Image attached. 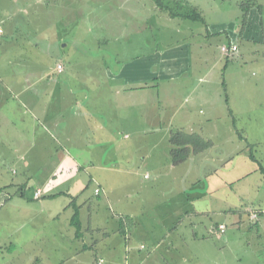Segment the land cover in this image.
<instances>
[{
	"label": "crops",
	"instance_id": "obj_1",
	"mask_svg": "<svg viewBox=\"0 0 264 264\" xmlns=\"http://www.w3.org/2000/svg\"><path fill=\"white\" fill-rule=\"evenodd\" d=\"M162 1L167 5L174 1L181 6L174 5L176 10L186 13L189 9L202 20L172 16L154 0H114V8L100 14L111 27L123 30L125 23L139 30L146 22L147 27L178 33L196 29L201 37L209 29L226 32L228 44H236L238 52L218 58L223 59L224 77L223 72L217 73L212 77L215 83L204 84L213 67L204 71L197 62L206 58H191L192 46L198 51V46H205L204 38L192 43L186 35L180 41L187 58H149L157 54L154 49L148 58H138L144 68L138 74L130 73V78L121 68L110 73L105 68L106 84L119 83L117 91L122 94L127 89L141 91L131 100L146 106L155 120L149 133L153 136L139 132L136 144L148 145L145 158L156 182L143 194H116L114 200L111 194L118 185L109 187L106 194L107 187H100L103 180L99 178L78 189L58 190L50 180L61 166L70 171L73 167L56 156L55 168L39 178L40 185L32 187L23 181L3 185L0 264H98L100 258L101 264H214L205 261L212 257L219 262L215 242L221 239L226 246L247 248L241 244L242 233L238 238L224 237L227 223L237 229L242 226L241 218L235 216L241 203L250 220L251 213H256V224L260 218L264 224V58H251L254 42L264 48V0ZM60 4V0H0V63L7 61L10 67H0V160L23 158L29 135L26 109L42 112L39 104L54 94V73L64 69L58 59L51 72L46 70L48 66L40 63L42 56L38 58L36 51L25 56L23 46L13 47L9 39L24 32L22 37L27 40L28 32L34 30L36 39L60 45L62 39L54 33ZM21 58H38L42 66L36 71L17 70ZM59 63L61 71L57 70ZM145 68L151 70L146 74ZM252 68L259 73L254 79ZM128 83L130 88L125 86ZM123 104L118 103L116 109ZM177 150L179 159L174 161L172 153ZM44 156L33 155L41 161ZM26 166L24 162L23 169ZM110 166L103 168L110 171ZM93 180L96 186L91 194L88 188ZM97 187L101 189L98 194ZM52 194L57 195L49 197ZM110 204L115 212L109 211ZM75 206L78 235L71 223ZM220 224L223 232L218 229ZM191 241L204 244L194 252L195 263L186 262L192 256Z\"/></svg>",
	"mask_w": 264,
	"mask_h": 264
},
{
	"label": "rangeland",
	"instance_id": "obj_2",
	"mask_svg": "<svg viewBox=\"0 0 264 264\" xmlns=\"http://www.w3.org/2000/svg\"><path fill=\"white\" fill-rule=\"evenodd\" d=\"M60 1L59 20L54 21L57 28L54 33L59 34L57 37L62 39L60 45L55 41L36 39L34 30L28 32L27 40L22 37L24 32H17L9 39L13 47L23 46L21 51L26 52L25 56H32L35 51L38 53V58L42 56L40 63L43 62L48 66L46 70L51 72L58 59L64 65V69L60 73H54L52 84L54 94L48 101L44 100L39 104V107L43 108L42 112L30 107L26 109V120L29 124V135L25 143L26 153L22 154L21 159L0 160V186L21 181L29 183L32 187L40 185L39 178L49 170H53L55 157L61 156L66 162H71L73 169L70 171L65 165L61 166L50 180L51 187L59 188L58 190H67L68 187L78 189L81 185H88L93 178H99L103 180L100 187H107L106 194L109 187L118 185L111 194L112 200L116 194L123 195L129 192L143 194L146 187L156 182L155 172L145 158L148 145L140 146L136 141L140 133L145 137L149 135L155 120L150 111L146 110V106L137 105L135 100L134 102L131 100L141 95V91L127 89L122 94V91H117L119 83L113 81L112 84H106L103 71L107 68L110 73L121 68L128 77L130 73L138 74L139 68L141 71L144 68V63L138 58H148V54L154 49H157V54L149 58H187L186 48H182L183 44L180 41L186 35L190 36L188 39L192 43L204 38L205 46L201 48L198 46L201 51L199 49L196 51L194 45L192 46L191 58H206L205 61L197 62V64L201 63L204 71L209 66L213 67L210 75H206L205 78L208 75L209 77L204 80V84L215 83L216 78L212 79V77L223 72L220 64L223 63V59L218 58H228L221 52L220 47L229 42L226 32L209 29L202 32L203 37H201L200 31H195L196 29H193V32L184 30L178 33L164 28L159 30L154 26L147 27L146 22L139 30L129 29L125 23L123 30L111 27L107 23L108 19L100 14L103 10L114 8L112 4L114 0ZM89 1L92 3L89 4ZM24 42H34L37 46L25 45ZM253 45L255 52L251 54V58H264L261 42H254ZM38 58H21L23 63L16 64L15 67L22 71L39 70L42 65L37 64ZM2 64H7V61L0 63V67H3ZM5 68L7 70L10 67L7 64ZM145 70L147 74L151 69L145 68ZM258 74V71L252 68L251 78L254 79ZM146 80L152 81L151 78ZM128 84L125 86L130 88V83ZM225 92L224 87V94ZM118 103L124 104L117 110ZM43 153L45 155L43 161L34 159L33 155ZM120 153L122 158L118 156ZM52 154L54 158L51 157ZM108 156L115 158L110 159ZM24 162L27 164L25 169H23ZM108 163L112 165L110 171L103 168ZM162 182H165L164 178ZM94 186L96 184L93 180L88 193L92 194ZM100 198L104 200L103 193L100 194ZM110 205L109 211L115 212L114 206ZM244 206L241 203L239 206L241 215L238 213L235 215L242 220L240 227L242 231L227 223L224 237L233 235L238 238V234L242 233L241 244H245L247 248L226 246L225 241L221 239L215 242V246L219 248V262L216 263L212 257L204 260L205 262L264 264V224L261 218L258 224L256 219L251 218V221ZM155 211L159 213L156 209ZM161 212H164V209ZM222 219L221 217L220 220ZM2 231L0 230V233H3ZM193 243L194 241L188 243L189 254L192 256L186 260L187 263H195L197 258H194L196 257L194 252L199 247H204L201 242ZM215 256L216 254L213 257Z\"/></svg>",
	"mask_w": 264,
	"mask_h": 264
},
{
	"label": "trees",
	"instance_id": "obj_3",
	"mask_svg": "<svg viewBox=\"0 0 264 264\" xmlns=\"http://www.w3.org/2000/svg\"><path fill=\"white\" fill-rule=\"evenodd\" d=\"M159 6H163L165 8L168 9V11L170 12V15L172 16H179V17H184V18H189V19H198V20H202V18L198 15H195L194 13H191V11L189 9H186L185 12H179L180 10H176V8H174V5H179L178 7H181L180 4H177L176 2H171V5H167V4H164L162 0H154ZM173 154V160L174 161H178V154H180V152L177 150L175 152L172 153ZM5 189V186L3 187H0V191L4 190ZM55 195L57 194H52L50 195L49 197H54ZM78 209L77 207L75 206V209H74V213L72 215V218H71V223H73L76 227V234L78 235V231H79V219H78Z\"/></svg>",
	"mask_w": 264,
	"mask_h": 264
},
{
	"label": "built area",
	"instance_id": "obj_4",
	"mask_svg": "<svg viewBox=\"0 0 264 264\" xmlns=\"http://www.w3.org/2000/svg\"><path fill=\"white\" fill-rule=\"evenodd\" d=\"M2 28L0 27V33H2ZM221 52L224 53L225 55H227L228 57H231L233 55H236L237 52H238V47L236 44L234 43H230V44H224L221 46ZM57 70L58 71H61L62 70V65L59 63L57 64ZM95 193L98 194L101 189L99 187L95 188L94 189ZM40 195V190L37 189L36 192H35V196L38 197ZM252 219H256L257 217V214L256 213H252L251 216H250ZM218 229L220 232H223L224 230V225L223 224H220L218 226ZM145 246L144 245H141L140 248H144ZM103 262V259H99L98 260V264H101Z\"/></svg>",
	"mask_w": 264,
	"mask_h": 264
}]
</instances>
